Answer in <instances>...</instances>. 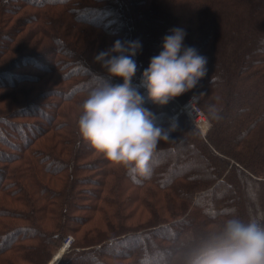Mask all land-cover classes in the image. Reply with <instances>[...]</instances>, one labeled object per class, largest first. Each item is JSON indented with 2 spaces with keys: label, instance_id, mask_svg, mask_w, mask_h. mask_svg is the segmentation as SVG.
Here are the masks:
<instances>
[{
  "label": "trees",
  "instance_id": "1",
  "mask_svg": "<svg viewBox=\"0 0 264 264\" xmlns=\"http://www.w3.org/2000/svg\"><path fill=\"white\" fill-rule=\"evenodd\" d=\"M177 27L207 74L174 100L220 118L204 136L170 123L178 106L134 77L156 124L174 125L140 177L81 139L79 106L106 75L98 53L138 40L137 75ZM233 214L264 217V0H0V264H49L69 234L56 264H186Z\"/></svg>",
  "mask_w": 264,
  "mask_h": 264
},
{
  "label": "clouds",
  "instance_id": "2",
  "mask_svg": "<svg viewBox=\"0 0 264 264\" xmlns=\"http://www.w3.org/2000/svg\"><path fill=\"white\" fill-rule=\"evenodd\" d=\"M185 36L183 28L171 29L163 37L162 51L140 75L139 88L154 105L163 107L191 91L207 74L206 58L184 45ZM141 47L138 40H118L95 56L106 75L79 106L77 127L81 139L110 165L146 178L158 143L169 139L174 125L158 126L154 113L143 106L145 97L132 86L138 71L134 57ZM113 79L122 83L114 84ZM220 112L216 105L209 106V127ZM186 264H264V217L244 219L233 214L213 220Z\"/></svg>",
  "mask_w": 264,
  "mask_h": 264
},
{
  "label": "built area",
  "instance_id": "3",
  "mask_svg": "<svg viewBox=\"0 0 264 264\" xmlns=\"http://www.w3.org/2000/svg\"><path fill=\"white\" fill-rule=\"evenodd\" d=\"M182 113H185L197 128L199 126L202 127L206 125L204 118L205 116L202 113L201 109L198 107L195 97H190V99L185 102L183 106H180V109L178 110L177 114L181 115ZM177 114H173L168 117V121L170 123L176 122L179 116Z\"/></svg>",
  "mask_w": 264,
  "mask_h": 264
},
{
  "label": "rangeland",
  "instance_id": "4",
  "mask_svg": "<svg viewBox=\"0 0 264 264\" xmlns=\"http://www.w3.org/2000/svg\"><path fill=\"white\" fill-rule=\"evenodd\" d=\"M141 73H142V72H141ZM141 73H138V74L135 76V81H136L137 83H138L137 77H138V75H140ZM192 96L196 98V96H194V95H192ZM192 96H190V97H192ZM190 97H189L185 102H187V101L190 99ZM196 100H197V98H196ZM170 102H171V103H174V105L176 104V106H178L175 115L177 114L178 110L180 109V106H183V105L185 104V102H184V103H177V102H175V100H172V101H170ZM170 102H169V103H170ZM177 115H179V114H177ZM181 115H185V116L189 119V117H188L185 113H182ZM181 115H179V116H181ZM204 116H205V115H204ZM204 118H205V122H206V125H205V126H202V128L199 126V127L197 128V127L194 125V126L199 130L200 134L203 135V136L207 133V131H208V129H209V121H208V119L206 118V116H205ZM176 121H177V120H176ZM174 123H175V122H174ZM73 241H74V236H73L72 234H69L68 236H66L65 239L63 240L62 244L58 247L56 253L53 255V257H52V259H51V261H50L49 264H53V263L56 264V263L59 261L60 257H61L63 254H65L67 251H69V247H70V245L73 243ZM83 248H85V247H83ZM88 248H90V247H88Z\"/></svg>",
  "mask_w": 264,
  "mask_h": 264
},
{
  "label": "bare ground",
  "instance_id": "5",
  "mask_svg": "<svg viewBox=\"0 0 264 264\" xmlns=\"http://www.w3.org/2000/svg\"><path fill=\"white\" fill-rule=\"evenodd\" d=\"M201 127V126H200ZM202 128V127H201Z\"/></svg>",
  "mask_w": 264,
  "mask_h": 264
}]
</instances>
